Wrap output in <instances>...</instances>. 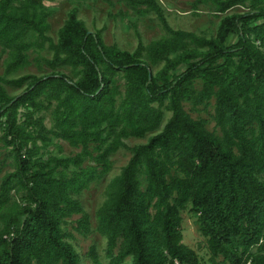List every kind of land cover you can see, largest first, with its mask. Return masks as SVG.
<instances>
[{"label": "trees", "instance_id": "obj_1", "mask_svg": "<svg viewBox=\"0 0 264 264\" xmlns=\"http://www.w3.org/2000/svg\"><path fill=\"white\" fill-rule=\"evenodd\" d=\"M43 1L0 0V147L13 167L0 179V264H83L67 225L80 214L73 229L92 232L80 196L121 148L129 159L95 212L105 260L91 245L92 264H204L182 240L186 208L210 264H264V0H195L215 15L247 7L210 36L173 28L157 0H118L164 31L133 51L105 43L76 8L52 38ZM29 51L49 71L15 76ZM211 100L220 135L183 105ZM54 138L80 150L48 155Z\"/></svg>", "mask_w": 264, "mask_h": 264}, {"label": "rangeland", "instance_id": "obj_2", "mask_svg": "<svg viewBox=\"0 0 264 264\" xmlns=\"http://www.w3.org/2000/svg\"><path fill=\"white\" fill-rule=\"evenodd\" d=\"M162 8L165 18L173 28L191 30L196 33L210 36L216 31V27L222 16L241 13L247 10V7L238 5L229 9L224 14L215 15L207 6L196 4L195 0H157ZM43 3L50 10L48 21L50 28L48 34L52 38H56L58 28L65 20L67 13L76 8L79 18H81L90 30H102V36L107 44H115L122 49L133 51L138 47V41L148 43L152 39H156L163 34V28L156 15L153 12L140 14L129 8L123 2L118 0H44ZM235 35H229L227 42L235 41ZM44 56H50L48 50L41 52ZM36 53L29 51L30 63L23 69L16 72L14 75L20 74H37L41 75L49 71L46 66L39 67L33 57ZM7 53L0 49V75L4 71V62ZM200 80L196 81V87L199 88ZM7 90L12 93H18L20 89H13L6 86ZM184 108L193 118H205L207 120L206 127L215 134L220 135V129L215 126L212 118L213 100L206 110L201 105L196 108L185 101ZM45 114L44 122L46 126L51 125V119L48 112ZM149 135L143 138L126 139L128 145L146 142ZM1 144V142H0ZM80 148L69 145L62 139H53V143L48 146L47 154L71 155L78 152ZM7 148L0 147V179L1 176L8 170H11L12 159L7 156ZM46 154V155H47ZM130 156V151L124 148L117 150L110 156L111 169L103 176L96 178L89 184V187L84 189L80 198L85 211L89 214L90 225L92 232L87 236H82L77 233L72 224L80 214H74L71 217L72 222L67 225L68 229L73 232L75 238L72 240L76 250L80 253L83 264H92L87 256V251L91 245L96 247L97 254L101 260L104 258L105 237L101 235L95 228V212L98 207L106 199V187L110 179L117 175L121 168L127 163ZM4 160V161H3ZM84 165H95L96 162L87 158ZM181 226L182 240L190 248L195 250L198 258L204 264H210L209 252L207 249L206 237L199 230L197 216L188 208L181 210ZM256 248L254 247L253 250ZM131 258H127L125 264H129Z\"/></svg>", "mask_w": 264, "mask_h": 264}]
</instances>
